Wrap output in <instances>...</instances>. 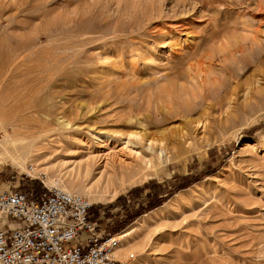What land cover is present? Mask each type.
<instances>
[{
	"label": "rangeland",
	"instance_id": "rangeland-1",
	"mask_svg": "<svg viewBox=\"0 0 264 264\" xmlns=\"http://www.w3.org/2000/svg\"><path fill=\"white\" fill-rule=\"evenodd\" d=\"M0 41L7 53L30 45L27 65H43L32 99L13 89L24 77L0 81V140L27 138L38 149L26 170L0 160V191L39 193L51 186L47 167L66 181L95 157L82 179L93 185L97 157L121 152L123 136L165 134L170 162L91 203L107 231L137 228L136 249L119 259L264 264V0H0ZM6 66L0 60V80ZM29 100L37 111L15 109ZM157 194L164 201L148 209ZM129 206L146 212L131 221Z\"/></svg>",
	"mask_w": 264,
	"mask_h": 264
},
{
	"label": "built area",
	"instance_id": "built-area-1",
	"mask_svg": "<svg viewBox=\"0 0 264 264\" xmlns=\"http://www.w3.org/2000/svg\"><path fill=\"white\" fill-rule=\"evenodd\" d=\"M43 183L39 193L0 191V264H127L116 255L121 233L92 219L86 197Z\"/></svg>",
	"mask_w": 264,
	"mask_h": 264
},
{
	"label": "bare ground",
	"instance_id": "bare-ground-1",
	"mask_svg": "<svg viewBox=\"0 0 264 264\" xmlns=\"http://www.w3.org/2000/svg\"><path fill=\"white\" fill-rule=\"evenodd\" d=\"M1 45H2V43L0 41V47H1ZM29 46L30 45H28V44H25L23 46L18 45V48L11 51L12 53H7L6 51L0 50V60L8 59V66H6V71H4V69H3V71H4L3 75H2L3 78L0 80L2 83L1 85H4L5 83H10L11 78L15 79V77H13V75H16V79H18L19 77H21V79H22V77H24L22 81L18 80L19 82H17V83L16 82L14 83V81L12 80V83H14V85L16 87L15 88L13 86V89H15V90L18 89L20 92L17 91L18 92L17 95H19V97L23 96V99H24V96H27V95H28L27 97H29V95H30L29 99H32L34 94H37V92L35 93V92H33V90L29 89L30 88L29 86H31V84L35 81L34 79L37 80L38 78H40L39 76L42 75V74L41 75L39 74V76L36 75V73H38V71L40 70L39 69L40 66L34 68L32 66H28L29 64L27 65V62H30V60H29L30 56L26 55V54L24 55V52H25V50L28 49ZM41 54H44V53H41ZM42 57H43V55L41 56V58ZM35 58L34 59L31 58V59L35 60ZM40 60H42V59H40V57H39V61ZM32 62H34V61H32ZM3 64L4 63H2L1 66H3V68H4ZM41 64H43V63H41ZM42 66L43 65H41V67ZM0 71H1V69H0ZM51 75H52V73H51ZM45 76H47V75H45ZM25 81H27V82H25ZM29 83H31V84L29 85ZM36 83H37V81H36ZM35 89L37 90L38 88L35 87ZM27 97H25V98H27ZM192 97H193V95H192ZM20 98H19V100H20ZM11 100H14V99L11 97ZM2 103H3V106L5 107V105L10 103V100L8 102V100L6 99V101H4ZM13 103L16 104L17 102H13ZM10 106H11V104L9 106H7V108L12 109ZM16 106H17V104H16ZM16 106H13V108ZM37 106L38 105L35 102L31 103L29 100L28 102L22 103L20 106H17L15 109L17 110V108L20 107L21 112H24V113L25 112H33V111H37V109H38ZM20 109L18 108L19 111H20ZM192 123H194L195 126L198 127V130H200L199 128L204 129L206 127V122L204 123L201 120H196V121H193ZM152 135H149V134L142 135L139 133H130L129 135L123 136L121 138L124 141V143H123L124 146L122 147L121 152L115 153V154H113V152H112V154L107 153L103 156H98L97 158L102 157L101 159L103 161H102V165L100 163V166L98 167L99 170H98L97 179L95 178L96 183L95 184L93 183V185L92 184L91 185L86 184V182H84L82 179L88 177L91 174V172L94 170V163H96L98 161L95 157L79 162L76 165L73 172L70 174H67L68 176H65V177H67L66 181H64L62 179L61 172H60L61 169L58 170L55 165L54 166L52 165V167H51L52 169H49L47 167L46 168L47 171L49 170L53 174L51 176H48V174L46 175L47 176V183L51 186H55V187L60 188L64 191H67L69 193H74V194H78L81 196L88 197L90 203H93L95 201L113 200L119 191L118 189L122 186V184L127 179L129 181L130 180L134 181L135 177H137V175L139 173H141L142 170H144L146 168H150V169L155 168L156 162H158V164H161V165H166L168 162L171 161V159H172L171 149H169L167 143L164 142L165 141V134L163 136L164 140L160 139V141L156 140L154 138L155 135L154 136H152ZM99 137H100L99 138L100 140L104 139L106 141L105 138L109 137V136H101L100 135ZM2 139L3 140H0V160L1 161L5 160L8 162H11L14 167L19 168L21 171L26 170V163L34 157L33 153L36 152L37 148L34 150L35 143L31 142L30 140H29L30 141L29 142L27 138L13 139L10 137H5ZM105 141H103V142H105ZM123 150H127L129 152V156L133 157L132 161H127L126 159H128V158L124 159V158L120 157V154L121 155L123 154L122 153ZM96 168L97 167H95V169ZM34 171H35V169L33 168V172ZM62 175H64V174H62ZM117 182L119 185L117 184ZM144 217L145 216H142L140 218V220L137 221L138 222L137 224L140 225L142 223V220ZM137 227H139V226H137ZM136 230H137V228L131 227L119 235L121 243L116 250V255L118 256V258L121 259V258L125 257L128 249H132V250L136 249L135 248L136 246H134L133 242H132V240H134V238H132V237L136 233Z\"/></svg>",
	"mask_w": 264,
	"mask_h": 264
},
{
	"label": "trees",
	"instance_id": "trees-1",
	"mask_svg": "<svg viewBox=\"0 0 264 264\" xmlns=\"http://www.w3.org/2000/svg\"><path fill=\"white\" fill-rule=\"evenodd\" d=\"M188 179V180H187ZM186 180L187 181H185L184 183H182L181 185H179V186H172V187H170V189H169V191H168V193H173L176 189H178V187H180V188H185V187H187L192 181H190L189 180V178H186ZM137 190H139V189H136V191ZM38 193V192H37ZM130 194H132L133 195V191L132 192H130ZM154 197H155V201H153V203H154V205H153V203L151 204V206H149L148 207V209L150 208H154V207H156L157 205H160L164 200L163 199H160L159 198V194H157V195H154ZM125 198L124 197H119L117 200L118 201H121V200H124ZM129 208H130V210H129V212H128V214H129V219L131 220V221H133L135 218H137V217H139L140 215H142V214H144L145 212H146V209L145 208H143L142 206H140L139 208H137V209H135V208H133V207H131V206H129Z\"/></svg>",
	"mask_w": 264,
	"mask_h": 264
}]
</instances>
